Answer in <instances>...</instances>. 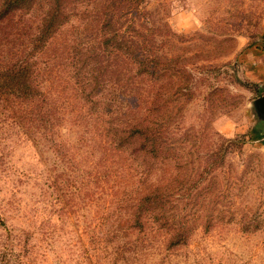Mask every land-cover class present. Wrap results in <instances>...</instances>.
<instances>
[{
	"label": "rangeland",
	"instance_id": "obj_1",
	"mask_svg": "<svg viewBox=\"0 0 264 264\" xmlns=\"http://www.w3.org/2000/svg\"><path fill=\"white\" fill-rule=\"evenodd\" d=\"M146 1L154 25L177 36L159 29L155 52L186 59L165 95L157 85L154 120L168 123L172 150L152 175L169 185L172 216L188 220L186 242L169 244L148 219L140 232L114 222L70 78L85 21L72 17L42 50L35 8L0 22V264H264V123L253 108L264 95V0ZM15 71L25 79L9 80Z\"/></svg>",
	"mask_w": 264,
	"mask_h": 264
},
{
	"label": "trees",
	"instance_id": "obj_2",
	"mask_svg": "<svg viewBox=\"0 0 264 264\" xmlns=\"http://www.w3.org/2000/svg\"><path fill=\"white\" fill-rule=\"evenodd\" d=\"M146 2L0 0V22L12 13L42 8L34 47L40 46L43 50L72 17L83 18L84 30L89 35L77 52L70 51V57L81 62L73 67L70 78L82 101L75 110L76 117L87 118L78 119L77 123L92 133L91 138L100 149L94 166V183L101 190L104 183L109 185L111 199L118 206L116 225L123 224L128 231L140 232L145 228L144 220L148 219L170 233L169 244L179 245L187 240L189 222L183 216L178 219L172 216L170 188L165 178L158 183L157 178H152L160 164L169 165L172 150L167 138L168 123L158 125L154 118L158 108V83L161 82V88L163 81L162 95H165L175 85L173 78L185 77L181 64L186 59L179 55L167 56L166 52L160 56L155 52L153 38L159 29L165 37L177 36L166 22L159 24L158 21L157 26L154 25L151 14L145 10ZM147 24L151 26L146 28ZM143 31L149 33L144 35ZM231 40L227 38L222 42ZM8 75L11 81L26 77L18 71ZM26 88H19L25 99L29 95ZM185 88L178 85L175 92L180 93ZM123 161L129 162L127 166H123ZM131 167L134 175L128 171ZM162 169L167 172L166 168ZM118 171L124 179L113 180Z\"/></svg>",
	"mask_w": 264,
	"mask_h": 264
},
{
	"label": "water",
	"instance_id": "obj_3",
	"mask_svg": "<svg viewBox=\"0 0 264 264\" xmlns=\"http://www.w3.org/2000/svg\"><path fill=\"white\" fill-rule=\"evenodd\" d=\"M253 108L259 122L264 123V95L253 101Z\"/></svg>",
	"mask_w": 264,
	"mask_h": 264
}]
</instances>
